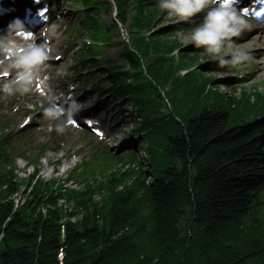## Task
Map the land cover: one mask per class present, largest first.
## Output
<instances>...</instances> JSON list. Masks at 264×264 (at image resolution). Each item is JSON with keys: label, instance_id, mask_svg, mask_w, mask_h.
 Returning <instances> with one entry per match:
<instances>
[{"label": "trees", "instance_id": "obj_1", "mask_svg": "<svg viewBox=\"0 0 264 264\" xmlns=\"http://www.w3.org/2000/svg\"><path fill=\"white\" fill-rule=\"evenodd\" d=\"M158 17L164 14L150 13L136 26L151 28ZM165 33L151 40L154 51L177 46L162 41ZM174 73L171 64L154 77L164 86ZM209 82L193 74L178 81L182 96L166 95L167 123L155 126L154 110L141 113L139 130H155L146 171L130 158L125 170L76 174L79 189H72L0 166V264H264V120L237 127L261 116L260 96L253 94L255 104L252 94L203 97Z\"/></svg>", "mask_w": 264, "mask_h": 264}, {"label": "clouds", "instance_id": "obj_2", "mask_svg": "<svg viewBox=\"0 0 264 264\" xmlns=\"http://www.w3.org/2000/svg\"><path fill=\"white\" fill-rule=\"evenodd\" d=\"M164 19L174 24L198 21L190 34L195 49L202 50L218 68L236 70L253 59L248 51L234 47L233 38L240 37L252 28V19L264 18V9L250 16L249 9H238L239 0H155ZM254 3L264 4L261 0ZM121 35L128 39L127 29ZM50 59V49L45 42L36 43L24 22L15 18L6 28L0 29V95L24 96L41 86L40 70ZM80 111L75 99L58 102L50 97L43 108V117L57 121L55 131L65 132Z\"/></svg>", "mask_w": 264, "mask_h": 264}, {"label": "rangeland", "instance_id": "obj_3", "mask_svg": "<svg viewBox=\"0 0 264 264\" xmlns=\"http://www.w3.org/2000/svg\"><path fill=\"white\" fill-rule=\"evenodd\" d=\"M113 19V16L111 15V13L109 12H103L102 14V21L105 22L106 24L110 23ZM170 26L171 22H165V24H163V26ZM175 25V24H173ZM190 34L191 32H183L180 33V35H177L178 40L182 43V45H190ZM259 33L254 34L253 36H257ZM252 36V37H253ZM251 37V38H252ZM251 38L249 37L248 39H246L244 42H238L237 43V47L240 50H245L248 52H253L251 53L253 59L250 63H245L244 65H241L238 69L233 70V71H228L227 72H222V73H217L214 76L217 78L218 81V86L216 88H214V90L219 91L220 93L224 94L227 98H231V97H236L238 98L241 95V89L243 85H241L242 83L240 81H245L248 82V84L246 85L249 88L258 86V84L260 82H264V71L263 72H259L258 73V62H260V60H264V42H262L261 38H258L257 41L255 43H253L252 45H249L248 47H243V44H246L247 42H249L251 40ZM84 40V39H82ZM82 40H77L74 39L72 41L71 44V50L70 51V61L68 62L67 67L69 68V66L73 65L75 62V55L77 54V48L79 46L83 45ZM122 38L118 37V38H114L113 41L118 43V45H122ZM118 45L110 48L109 50H107V56L109 55V58L112 61H115L116 63H118L119 65H122L124 62L120 61V59L118 58V50L119 47ZM262 52V53H259ZM210 61L211 58L210 57H206L201 59L199 62L200 64L205 62V61ZM250 65H254L255 66V72L252 75H247L243 74V71L246 70V68ZM79 66V65H78ZM126 66V65H125ZM206 68L211 67L214 69H217V65L215 63H212L210 65L205 66ZM204 68V67H203ZM77 73L75 74V78L79 77L81 79L82 82H85L86 80L84 79V75H82L79 71V69L77 70ZM238 71H241L239 73H237ZM213 76V77H214ZM212 77V76H211ZM214 77V78H215ZM229 82L231 84H234L235 87H237V90H234L228 86H226L223 82ZM86 88L91 87L92 85L90 84H85ZM103 86H105L106 88H109L110 85L108 84V81L106 80L105 83L103 84ZM261 90L264 92V87H261ZM243 91V90H242ZM130 105L132 103V101L128 100ZM119 105L116 104L114 105L112 108H110L108 110L110 116L116 115L113 118V123L114 124H118L120 125L119 130L126 136L129 135L131 128H132V124L135 123L137 125L141 124V120L139 121L138 118H136V110L135 108H133L132 113L130 112V106L126 107V111L124 112V114L119 113ZM165 110H163L164 113ZM47 141L48 139H42L40 138V142L42 141ZM122 140L123 137H118L115 138V140L110 144L111 148L110 150L112 152L115 153H122L125 152V148L122 144ZM62 146L59 147V151L58 152H53V151H49L45 154V159L42 160L41 165L39 167L40 173L39 176L45 180H51V179H58L61 181H65V179L67 178L69 172L77 165L81 162L82 158H87L88 153H87V148L84 145V140L79 137H73L71 138V145H70V149L68 151H62ZM81 148H84L85 150L82 151L83 155L79 156V157H73L74 154H76V152H78ZM18 172L20 177L22 178H26L29 175L33 174L34 172V168H29L26 165L25 161H18V166H17Z\"/></svg>", "mask_w": 264, "mask_h": 264}, {"label": "bare ground", "instance_id": "obj_4", "mask_svg": "<svg viewBox=\"0 0 264 264\" xmlns=\"http://www.w3.org/2000/svg\"><path fill=\"white\" fill-rule=\"evenodd\" d=\"M252 39H254V38H252ZM252 43H253V41H251V42L248 43V44H245V46L251 45ZM261 70H264V62H263V61H261V62L259 63V71H261ZM96 107H97V105H96Z\"/></svg>", "mask_w": 264, "mask_h": 264}, {"label": "snow or ice", "instance_id": "obj_5", "mask_svg": "<svg viewBox=\"0 0 264 264\" xmlns=\"http://www.w3.org/2000/svg\"><path fill=\"white\" fill-rule=\"evenodd\" d=\"M37 2H39V0H37ZM262 3H264V0H261ZM245 10H248L247 8H245ZM262 15H264V13H261ZM41 15H43V13H41Z\"/></svg>", "mask_w": 264, "mask_h": 264}]
</instances>
